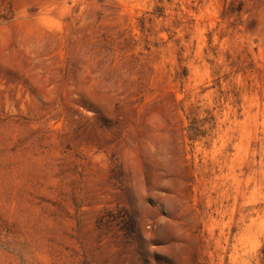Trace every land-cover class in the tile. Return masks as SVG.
<instances>
[{"label":"rangeland","instance_id":"374dc122","mask_svg":"<svg viewBox=\"0 0 264 264\" xmlns=\"http://www.w3.org/2000/svg\"><path fill=\"white\" fill-rule=\"evenodd\" d=\"M0 264H264V0H0Z\"/></svg>","mask_w":264,"mask_h":264}]
</instances>
